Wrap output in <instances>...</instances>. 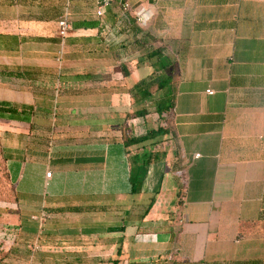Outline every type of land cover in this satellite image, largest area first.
<instances>
[{"label": "crops", "instance_id": "obj_1", "mask_svg": "<svg viewBox=\"0 0 264 264\" xmlns=\"http://www.w3.org/2000/svg\"><path fill=\"white\" fill-rule=\"evenodd\" d=\"M104 1L0 0V264H264V0Z\"/></svg>", "mask_w": 264, "mask_h": 264}, {"label": "trees", "instance_id": "obj_2", "mask_svg": "<svg viewBox=\"0 0 264 264\" xmlns=\"http://www.w3.org/2000/svg\"><path fill=\"white\" fill-rule=\"evenodd\" d=\"M169 66V64H163L161 67L163 68H167ZM122 70L125 73V67L122 66ZM158 108H162L159 109L160 112V118H164L166 121V117L162 116L163 115V111L165 110V112L169 111L170 106H163V104H160L158 106ZM164 108V109H163ZM9 108H0V111H11L8 110ZM13 111H16L15 109H13ZM169 133V128L167 127L166 124H161L156 130H151L148 132V134H146L145 136H141L138 138H129L126 139V144L130 145V144H142L144 142H146L149 139H155V141L150 142L147 145H142L139 147L138 149V156L135 160V162L139 165V166H143V165H148L150 164L152 161L157 160L158 158H160V156L163 153H166V149L163 150L162 147H169V145L171 144L170 142H172L171 138H163L160 140H157V137L159 135H165Z\"/></svg>", "mask_w": 264, "mask_h": 264}, {"label": "built area", "instance_id": "obj_3", "mask_svg": "<svg viewBox=\"0 0 264 264\" xmlns=\"http://www.w3.org/2000/svg\"><path fill=\"white\" fill-rule=\"evenodd\" d=\"M112 1H117L122 6L124 10L133 11L134 17L136 18L137 22L141 25H145L149 19L151 18V11L150 9L145 8H139V9H133L132 5L127 0H106L102 3H100V6L97 10V14L101 15L103 13V8L110 5ZM58 33L61 38H65L69 35V32L71 30V24L68 20V14L67 11L60 16L58 20ZM208 93H212V90H208ZM196 156H199L197 154ZM51 172L47 173V176H50Z\"/></svg>", "mask_w": 264, "mask_h": 264}, {"label": "rangeland", "instance_id": "obj_4", "mask_svg": "<svg viewBox=\"0 0 264 264\" xmlns=\"http://www.w3.org/2000/svg\"><path fill=\"white\" fill-rule=\"evenodd\" d=\"M163 77V76H162ZM162 77H159L161 79ZM164 93L167 94L165 91ZM169 98L167 97V100L165 101V104L169 103ZM2 130L0 129V202L3 203V201H6L8 198H11L13 196V187L8 183L5 166H4V159L2 157ZM10 234H13L11 238L15 240L14 244H18L20 242V238L17 231H8ZM9 233H6V235H9ZM11 247L14 246L10 244ZM10 248V246H9ZM27 248L30 251H38L40 249V245L35 244L34 242L27 244ZM19 261V260H18ZM21 261V260H20ZM22 262V261H21ZM18 264V263H16ZM20 264V263H19Z\"/></svg>", "mask_w": 264, "mask_h": 264}]
</instances>
